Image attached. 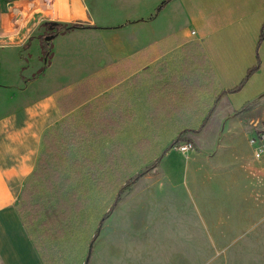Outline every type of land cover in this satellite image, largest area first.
Masks as SVG:
<instances>
[{
	"label": "crops",
	"instance_id": "obj_1",
	"mask_svg": "<svg viewBox=\"0 0 264 264\" xmlns=\"http://www.w3.org/2000/svg\"><path fill=\"white\" fill-rule=\"evenodd\" d=\"M82 1L52 0L51 7L57 9L59 23L78 22L86 26L75 29L80 35L99 33L103 39L111 38L114 42L106 45L103 40L92 48L98 51L95 60L84 68L68 70L55 77L52 60L61 53L68 56L65 53L68 51L57 46L59 40L70 39L78 32L59 33L52 43L51 56L44 64L43 43L31 44L34 50L27 54L23 51H27L26 46L46 19L45 0H0V264H47L24 224L18 205L25 185L38 167L45 135L70 117L79 119L82 108L103 95L104 110L107 109L104 114L123 117L115 140H110L122 145L123 151L125 146L118 138L135 119L131 93L147 87L145 120L151 127L156 119L164 122L161 130L152 127L157 136L164 133L170 122L176 121L183 122V129L193 131L194 149L187 154L175 150L186 159L184 180L188 181L191 171H200L203 167L218 170L216 162L228 146L235 154L237 169L245 175L240 184H234L247 190L252 175H256L253 178L259 184L254 195L246 191L239 198L254 199V209L264 205V159L256 160L253 153L241 156L240 133L232 128L226 130L225 125L226 121L238 117L233 108L221 119L218 131L207 136L211 137L208 146L199 149L201 146L196 145V141L205 138L202 134L217 110L216 98L238 86L222 87V81L232 80L236 74L244 76L258 65L260 69L256 73L263 69L264 0H118V9L114 11L123 17L117 26L110 28L96 25L86 1ZM15 2L21 4L18 15L12 11ZM37 8L43 10L40 15L38 11L33 12ZM78 12L81 13L79 20H73ZM105 29L119 32L107 36ZM130 29L132 37L119 42L118 38ZM49 69H52L51 74L47 72ZM102 73L104 78L116 79L115 83L110 87L104 83V91L91 84L72 94L77 83ZM68 94L72 96L65 100L64 112L59 100ZM207 118L208 122L198 132ZM196 120L201 122L199 127L186 125ZM241 131L246 146L251 148L252 126L248 129L243 126ZM144 138L150 141L143 148L146 152L153 142L148 136ZM139 140L135 142V152L142 151L136 147ZM162 153L137 185L149 179L154 170L164 173L175 168L171 160L174 150L168 148ZM170 181L174 182L172 177ZM127 203V198L120 201L104 220V245L96 246L87 264H179L176 259L160 258L163 249L158 250L157 238L164 237V233L139 232V227L148 228L153 220H138L137 211L123 210ZM198 252L195 250L193 257Z\"/></svg>",
	"mask_w": 264,
	"mask_h": 264
},
{
	"label": "rangeland",
	"instance_id": "obj_2",
	"mask_svg": "<svg viewBox=\"0 0 264 264\" xmlns=\"http://www.w3.org/2000/svg\"><path fill=\"white\" fill-rule=\"evenodd\" d=\"M78 1L83 2L76 0V2ZM85 1L91 17L96 20V25L101 28L117 26L123 17V14L120 16L114 11V9H118V0ZM45 3L46 6L48 5L45 12L46 19L32 40L33 43L31 42L26 46L27 51H23L24 54H27L26 52L34 50L32 45L37 44V41L41 42V45L43 43L45 45L44 56L42 57L44 64L51 56L54 39L59 35L58 33L55 34L58 31L55 25L60 24L57 9L51 7L52 0H45ZM12 6L13 13L18 15L21 4L15 2ZM35 11H38L37 14L40 15L43 10L37 8L33 10V12ZM79 16L81 13L79 15L78 12L77 16L72 19L78 21ZM76 23L78 22H72L70 25ZM77 30L72 31L78 33L73 34L70 39H60L58 42L57 46L68 51H64L68 53V56L61 53L59 57L52 60L55 64L53 70L55 77L58 74L62 76V73L64 74L68 70L84 68L91 60H95L98 51L92 48L103 40L104 44L114 42L111 38L103 39L99 33H96L98 34L96 36L93 34L80 35V31ZM105 30L107 36L119 32L116 29ZM125 33L126 35H121L122 37L118 38L119 42L124 43L133 35L131 29ZM41 50L42 46L40 47ZM55 51L54 48L53 52L55 53ZM47 72L51 74L52 69ZM245 76L247 74L244 76L236 74L232 80L225 78L221 86L228 88L239 86ZM238 77L241 78L237 81L236 78ZM146 91L147 87H142L136 93H131L135 119L118 138L119 142L125 146L123 157L119 163L117 162L118 165L121 164L119 168L109 170V176H106L105 172L98 175L99 179L103 181V185H97V181L91 178L90 180L93 182H90L89 177L84 175L83 183L86 185H83L82 188L89 201L86 203L82 218L77 221L74 217L71 219L63 239H54L57 234L54 236V234L47 233L48 226L44 223L47 215L35 223L30 222L32 223L30 225L31 233L37 237L39 248L46 257V263L87 264L88 258L96 246L104 245V220L120 201L127 198L128 203L123 210L137 211L138 220L142 222L153 220V224L148 228L139 227V232L164 233V237L157 238L158 250L163 249L160 253L162 260L166 257L167 260L176 259L179 264H196L199 262V264H264V205L260 209H254L256 206L254 199L252 200L250 197L247 199L239 198V195L246 191L247 194H255L259 187L258 182L253 178L256 175H252L247 190L242 185L240 188L238 184L245 175L237 169V162L234 160L235 154L231 148L226 146L227 149L223 151L220 160L216 162L215 167H218V170L212 171L210 167H203L200 171H191L186 182L184 180L186 159L175 150H179V146L185 142H192L193 131L183 129V122L176 121L170 122L164 133L157 136L156 130L154 131L145 120L147 113ZM230 108L234 109L238 117L225 122L226 130L232 128L234 132L240 133V153L241 156L247 157L253 152L252 148L246 146L241 130L243 126L246 129L252 126L254 129L256 124L264 123V66L260 72L248 79L240 92L225 95L221 99L209 125L202 134L205 138L196 141L197 147L201 146L199 149L208 146L211 137L207 136L218 131L221 119L226 116ZM186 125L197 128L201 122L190 121ZM145 136L151 138L152 148L147 149L146 152L143 151L144 149L141 152H135V142ZM113 144V141L110 140L101 141L94 145L92 150L88 148L86 154L105 164ZM168 148L174 150L171 160L175 163V168L170 171L165 170L164 173L160 169L154 170L149 179H144L138 185L135 184L136 186L133 185L131 190L125 191L117 202L119 189L122 185L125 186L128 179L124 177V173L133 170L130 179L143 172L145 173L143 176L148 175L150 171L146 172V169L156 160L157 156H160ZM147 158V164L142 165L143 160ZM253 161L255 162V160ZM170 177H172L173 183L170 181ZM247 183L249 185L248 180ZM40 187L41 193H37V200L46 197L44 198L46 203L49 195L44 194L43 185ZM24 211H26L25 208ZM27 214L24 212L26 219L29 216ZM165 221L167 222L166 226ZM160 222L162 226H160ZM99 227L101 229L97 232ZM202 247H204L203 250ZM195 250L199 252L193 257ZM176 254H179V258H176Z\"/></svg>",
	"mask_w": 264,
	"mask_h": 264
},
{
	"label": "trees",
	"instance_id": "obj_3",
	"mask_svg": "<svg viewBox=\"0 0 264 264\" xmlns=\"http://www.w3.org/2000/svg\"><path fill=\"white\" fill-rule=\"evenodd\" d=\"M55 26L58 29L55 34H62L86 27L79 23L74 25L56 24ZM259 69V65L251 68L239 86L233 90L224 91L219 94L215 100V106L224 95L240 92L248 79ZM115 81L116 79L114 78H104V73L95 75L77 83L72 94L76 91L79 92L82 88L88 87L91 84L102 87L101 89L104 91V83H106L107 87H110L111 83H115ZM72 94H68L59 100L64 112H66L63 109L64 102L68 98H71ZM104 100V95L96 98L93 103L84 106L79 112L82 114L81 119L75 120L73 117H70L56 128H52L45 135L44 151L40 157L38 167L24 187L18 209L24 224L30 230L39 254L44 260L46 257L39 248L37 237L31 233L30 225L44 215H47V219L44 222L48 226L47 233L54 234V236L57 234L54 239H63L71 219L74 217L77 221L79 218H82L86 203L89 201L82 188L83 185H86L83 183L84 175L88 176L89 180L90 178L96 180L97 185H103L104 183L99 179L98 175L105 172V175L109 176V170H117L121 165H118L117 162L119 163V160L123 157V146L117 143L112 145L105 164L86 154L88 148L92 150L93 146L101 141L106 139L115 140L117 129L122 124V115L117 117L116 114H104V111L107 110L106 108L104 110ZM208 118L203 121L198 132L208 122ZM152 123V127L154 126L156 130H161L164 122L156 119ZM148 143H150L149 139L144 138L136 143V147L143 149ZM147 162L148 158L143 160L142 165L147 164ZM150 169L151 167H148L146 172ZM132 173L133 170L124 173V177L128 179L125 182V186L122 185L119 189L116 198L117 202L123 193L131 190L132 186L137 183V180L145 174L143 172L137 177L130 179L129 177ZM90 182H93V180H90ZM42 185L44 194L49 195L47 196L46 203L44 200L46 197L38 198L37 200L36 196L38 192L41 193L40 186ZM24 208L26 211H24ZM24 212L28 213L27 216L29 215L27 219L24 216ZM100 229L99 227L97 232Z\"/></svg>",
	"mask_w": 264,
	"mask_h": 264
},
{
	"label": "built area",
	"instance_id": "obj_4",
	"mask_svg": "<svg viewBox=\"0 0 264 264\" xmlns=\"http://www.w3.org/2000/svg\"><path fill=\"white\" fill-rule=\"evenodd\" d=\"M249 143L253 150L254 158L256 160L264 159V123L255 125ZM193 149L194 144L192 142H185L179 146V150L186 154Z\"/></svg>",
	"mask_w": 264,
	"mask_h": 264
},
{
	"label": "water",
	"instance_id": "obj_5",
	"mask_svg": "<svg viewBox=\"0 0 264 264\" xmlns=\"http://www.w3.org/2000/svg\"><path fill=\"white\" fill-rule=\"evenodd\" d=\"M90 251H91V249H90Z\"/></svg>",
	"mask_w": 264,
	"mask_h": 264
}]
</instances>
